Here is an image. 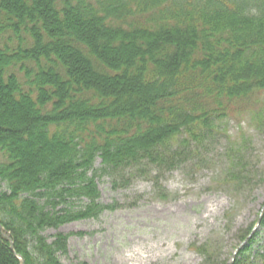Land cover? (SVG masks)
I'll use <instances>...</instances> for the list:
<instances>
[{"label":"trees","instance_id":"obj_1","mask_svg":"<svg viewBox=\"0 0 264 264\" xmlns=\"http://www.w3.org/2000/svg\"><path fill=\"white\" fill-rule=\"evenodd\" d=\"M261 92L264 0H0V223L15 250L0 231V264H63L69 235L43 232L116 209L99 178L206 158L232 105ZM261 230L233 264H264ZM192 248L216 264L211 244Z\"/></svg>","mask_w":264,"mask_h":264},{"label":"rangeland","instance_id":"obj_2","mask_svg":"<svg viewBox=\"0 0 264 264\" xmlns=\"http://www.w3.org/2000/svg\"><path fill=\"white\" fill-rule=\"evenodd\" d=\"M214 136L205 144L206 158L176 169L131 168L99 178L100 202L116 209L43 232L48 242L69 235L61 262L208 264L194 243L211 244L216 264L230 262L243 243L240 234L256 224L264 206V92L232 105ZM101 165L98 158L95 166ZM7 190L2 182L0 191ZM263 250L264 229L253 253Z\"/></svg>","mask_w":264,"mask_h":264},{"label":"water","instance_id":"obj_3","mask_svg":"<svg viewBox=\"0 0 264 264\" xmlns=\"http://www.w3.org/2000/svg\"><path fill=\"white\" fill-rule=\"evenodd\" d=\"M263 212H264V206L261 210V213H260V216L258 218V221L256 223V226L255 228L253 229L252 233L248 236V238L246 240L243 241V243L236 249L234 255H233V258L231 260V263L230 264H233L234 260H235V255L237 253V251L243 246L245 245V243H247L248 239L253 235L254 231L258 228V226L260 225V222H261V219H262V216H263ZM0 231L1 233L9 240L10 242V248L15 252L14 250V243H13V240H12V237L10 235V233L5 229V227L0 223ZM19 259H20V262L21 264H25V260L24 258L21 256V255H18Z\"/></svg>","mask_w":264,"mask_h":264}]
</instances>
